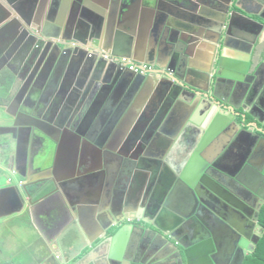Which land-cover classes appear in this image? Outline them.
<instances>
[{"label": "water", "instance_id": "95a60500", "mask_svg": "<svg viewBox=\"0 0 264 264\" xmlns=\"http://www.w3.org/2000/svg\"><path fill=\"white\" fill-rule=\"evenodd\" d=\"M110 1L111 0H85V5L98 14H104L105 8L108 7ZM141 1L144 5V10L142 9L141 13L135 10L134 17L131 19L132 21H126V14L124 15V20L127 22L125 23L126 26H124L123 23L119 26L115 23L112 25L110 33L105 34L103 33L105 31L102 25L103 30L99 31L100 28H98L99 35H93V39L95 40H90L96 48L102 51L103 54L105 53L107 58L104 57L103 54L98 56L100 52H93V56H90V54H88L89 52L81 47L79 56L75 57V61H73V55L70 56L68 60L70 68L74 63L77 65L75 74H71L73 79L70 81L72 91L75 93L74 97L79 99L77 105L79 108L77 110L78 112L75 110V116L73 110L76 106L72 104L74 108L68 109L66 114L64 111L61 112V117L58 116V119L52 123L44 122L45 120H42L41 117H36L37 112L29 107H27L26 111H20V114L30 117L33 121H43V124L48 126L51 130L59 128L60 130L57 131L58 133L59 131L66 133V137L63 136L62 140V142L65 141V143L61 144V146L68 143V141L71 144V146L68 144V148L73 156V166L70 168L72 172L68 175H64L61 179H56V181H48V185L43 180L35 181V179H32L30 181V175L44 177L46 172L55 171L56 168L54 167L59 155H61V158L63 157L62 147L58 149V157L53 164L54 166L49 168L51 159L49 156L50 149H48L47 144L48 133L37 124L30 123L26 126L18 125L15 122L13 128H28L25 129L28 132L26 140L28 156L24 164L25 173L21 174L16 167L19 147L17 138L13 133L0 135V223L9 218L14 222L19 219L25 223L26 215L29 214L27 205L44 201L47 197V186L48 197L54 193H64L68 203V210H70V213L72 212V218H77L74 214L76 210H87L99 206L100 204L96 201L83 198L78 192H74V195L72 193V191H77V188L90 187L91 184L88 185V180H92L99 171L92 169L84 176H81V178L79 175L75 174L76 163L79 162L77 161V159H79L78 156L81 152L84 154V150L81 152L79 150L80 147L85 144L90 149V152L102 153L110 148L114 151L117 146L113 148L105 143L103 139L95 142L93 141V136L101 131L102 138H105L110 133L112 127L125 123H137L136 129L132 132L131 137H134V141L141 140L135 146L132 143L127 146L129 150L134 148L135 154L137 155V157H133L132 161H130L133 179L135 180L137 175H142L145 167L149 170H145L147 176L149 173H154L153 175L156 177L159 170H162L164 174L168 173V164L172 166L173 170L175 169V175L172 176V180L169 177L159 179L158 183L160 185L161 182L163 183L161 185V196L156 193L157 189L156 191L154 189L153 194H150V191L152 192L151 186L147 185L145 188L143 183L141 184V190L140 188H134V184H132L133 187L125 189L121 204L125 206L124 212L126 216L121 223L124 221L130 222L136 220L128 216L129 211L135 212L139 207L144 208L151 204H155L153 221H148L143 218L140 220L152 226L157 231H160L164 236L166 235L165 237H171V233L166 232L162 228L159 220L163 218L166 224L169 222L173 223V221H177V223L178 221L183 222L190 217L188 214L191 212V208H188L190 210L188 213H182L181 210H183L185 206H177L178 204L174 202L175 199L172 198V193L178 188L182 190V195H191L194 199V204H196V199L199 201L202 200V204H205L204 199L201 198L200 200L201 196L198 192V188L201 186L209 192V194L207 192V197L213 200H220L223 198V200L221 199L223 204H226L230 211L240 215V217L244 219L246 214L245 209L242 207L239 208L236 205L239 204L238 202L246 204L244 200L240 199L238 195L232 192H228L227 197H224L220 195L218 191L213 190L215 191L213 192L209 189L211 186L209 181L213 180L211 176H216L213 169L216 167L213 164L214 162L210 159L213 156V151L209 154L210 151L208 147L210 143L221 134L232 136L236 132V129L251 137V143L243 160L244 163L241 162L239 168H237V170H239L238 173L234 172L231 174V177L239 181L240 184H243L241 182L245 179L247 173L252 170L250 162H247L249 157L256 153L264 155V130L257 129V127L253 129L252 126L250 127L246 126L245 123H239L234 112L236 109L235 106L231 105L232 111L228 114V111L231 110L229 109L230 104L227 105L218 96V93L221 91V84L224 82L222 78L223 75L220 71L227 49L236 47L244 53L251 54L252 45H255L257 42L255 39H258L260 31L264 30V23L258 21L252 13L245 11L239 5V0ZM8 3L10 4V2H7V4ZM161 4L164 5V7H162ZM202 6L210 8L214 11V14L204 15L202 10L204 8H202ZM155 13L158 16L156 23H143V21L137 23L138 15L144 20L145 17L148 18V16L151 19ZM17 14L19 16V13ZM257 16L264 21V17L260 15ZM14 19L19 22L12 11L3 4V0H0V30H6L8 26L14 22ZM54 28L55 26L48 27V30L51 31ZM45 34L44 32V37H52L53 35L56 36L58 33H52L53 35ZM252 37L254 38L253 40L251 39ZM15 39L16 35L12 33L8 35L7 41L4 44L6 49L15 44ZM138 41L143 43V46L141 50L139 48L136 49V55L138 57L136 58L133 57L132 52L134 42ZM102 43H105L106 47L103 46ZM59 45L57 43L55 44L57 47H59ZM108 49H111L112 52L108 51ZM171 51L174 52L177 57L175 65H177L180 71L179 74H177V79L168 80V77L163 78L162 86L159 89V99L153 101L152 104L145 107V109L143 105L147 102L149 95H143L142 90L146 89L148 86L150 80L149 76L131 71L129 68H122L114 62H110L112 65H109L106 71V78H104V80L102 79V74L106 68L105 64L106 62L108 63L111 57H125L127 59H132V61H143L146 65H151L158 63L165 53ZM194 55L196 56V60H193ZM197 61L200 62L196 64L195 62ZM190 69H200L204 74L209 76V88L207 90L200 89L201 94L197 95V90L186 81ZM109 70H111V73H109ZM116 72H118L120 76V81H116L115 84L109 88L105 86V89H109L108 92L112 94L108 99L106 96L102 98V100L104 99L105 108L102 109L97 121L93 126L90 124H80L82 118L79 117L78 119L76 117L79 116V112L84 104L88 103L87 99L91 100V98H93L92 96L94 94L96 95V90H94L95 82L97 80H102V83L110 82V76ZM256 75V73L252 76L247 75L250 77L249 81L247 80V87L249 86L248 89L250 93L254 90L252 81L255 80ZM205 95H208V97L206 98ZM41 96L42 91H38L31 96V99L37 103L40 101ZM203 99H206L207 102H202L204 101ZM260 99L261 96L256 103L257 105L260 103ZM247 105H249L248 100ZM198 106L200 107L198 111L202 112L203 115L205 114L207 118L206 122L211 120L212 128L209 129V131L207 130L201 139H195L194 143H189L184 152L182 151L184 145H176L175 138L184 126L192 128L194 127L193 125L197 123L194 111ZM155 107H160V111L158 110L155 118L153 117V120H150V117L147 116V112L145 113V111H151L153 114ZM243 110L246 114L244 115L245 122L247 116H250L254 120L256 126L259 123L264 127V110L259 113L261 115L252 113L247 110L245 106ZM141 113H143V115ZM60 119L64 120L62 124L59 122ZM106 124H109L107 129L105 128ZM143 133L145 135H143ZM38 139L40 140V148L35 153L30 152V150H32L31 148L37 146L35 141ZM50 140L53 141V138ZM72 144H75V146ZM261 145L262 150H259V146ZM118 147L120 148L121 146ZM108 152L105 154L108 155ZM144 164H146V166H143ZM47 165L48 169L46 168ZM209 168L212 169L211 172L207 174V169ZM14 171L15 178L10 181L9 176L13 175L12 172ZM261 174L264 175V168H262ZM19 178H23L29 183L20 184ZM146 179L147 177L144 178V182ZM217 184L220 186L219 183ZM180 190L179 192H181ZM71 195L73 197H71ZM107 196H109V194H105L106 198ZM77 197H79V199H75ZM263 204L264 200L261 205ZM101 207L103 208L102 204L100 205V209H102ZM6 208L10 210H6ZM184 210L187 211V208ZM201 210L204 212V209ZM5 212L9 215H5ZM214 216L217 215L213 213L210 219V225L208 224L210 226L211 236L205 243L209 248V252H206L201 258L205 260L204 262H206V264H218L220 249L217 239L226 234L224 226L221 227L222 224H225L229 227L228 229H230L231 232L236 234L234 246L236 245L242 248V252L240 256H238L236 264H244L247 256L254 252L257 243L263 236L264 228L258 224L259 212H257L254 217V224H249L250 227L247 226L248 222L246 220V228L249 231L252 226H256L259 231L253 240H248V232H243V230L238 228L232 221L230 222L227 218L217 216L218 220L215 219ZM218 221L222 224L218 223ZM119 223L120 221L107 227L102 236L97 237L96 240H91V244L87 249L94 251L97 247L108 245V247H110L111 260H118L124 262V264H130L129 261L125 262L123 260V253L131 235L132 225L127 224L121 227L114 235L107 236L109 228ZM0 225V227H3L2 224ZM17 229L22 230L20 235L17 234V236L28 238L30 234L28 228L23 229L18 226ZM12 235L16 237L15 234ZM239 236L245 237L240 239ZM98 241H100V243L97 246L95 244ZM44 249L45 248H43V250ZM184 255L187 264H191L187 251L184 252ZM201 258L200 261L198 259L199 263L201 262Z\"/></svg>", "mask_w": 264, "mask_h": 264}, {"label": "flooded vegetation", "instance_id": "af4514ba", "mask_svg": "<svg viewBox=\"0 0 264 264\" xmlns=\"http://www.w3.org/2000/svg\"><path fill=\"white\" fill-rule=\"evenodd\" d=\"M7 2H10V4H7ZM7 2L3 0V4L12 11L19 22L14 19V22L11 23L8 28L6 27V30H0V135L13 133L17 138L19 147L16 167L21 174L25 173L24 164L28 156L26 148L28 132L25 130L28 128H13L15 122L18 125L26 126L30 123L37 124L48 133L47 144L48 149H50L49 156L51 159L49 168L54 166L53 164L58 157V149L62 147L61 149H63V151H61L63 157L61 158V155H59L54 167L56 168L54 172H46L44 177H36L34 175H30L29 177L30 181L32 179H35V181L43 180L48 185V181H56V179H61L64 175H68L72 172L70 168L73 166V156L68 148V144L70 146L71 144L66 140L68 143L61 146V144L65 143V141L62 142L63 136L66 137L65 132L59 131L58 133L57 131L60 130L59 128L51 130L48 126L43 124V121H33L30 117L20 114V111H26L27 107H29L37 112L36 117H41V119L45 120L44 122L47 123L56 121L58 116L61 117V109L64 107V104L66 106L67 103L65 102V97L68 95L69 91H72L70 84L72 78L70 77L72 76L71 74H75L77 69L75 63L71 68L70 65H68L70 56L73 55V61H75V57L79 56L80 47L87 50L86 47L88 45L90 48L87 51L90 56H93V52H100L98 56H101L100 54H103L102 51L90 42V40H95L93 39V35H99V31L103 29L105 31H102L103 33L109 34L112 25L115 23L118 26L122 23L126 26V21H131V16L135 13V10L141 13L142 9L144 10V5L141 0H111L108 7L105 8L104 14H98L96 11L87 8L88 6L85 5V0H7ZM240 3H243V0H239V4ZM161 6L164 7L162 4ZM17 13H19V16ZM125 14L126 21L124 20ZM145 19H142L143 23L147 22ZM52 26H55V28L51 31L48 30V27ZM98 28H100L99 31ZM44 32L46 33L45 35H53L52 33L58 34L52 37H44ZM10 33L16 35L15 44L6 49L4 44ZM56 43L58 45L60 44L59 47L55 46ZM102 44L106 47L105 43ZM103 56L106 57L105 53ZM111 58L106 64L112 65L110 63L112 62ZM133 62L141 63L137 61ZM64 73L68 75L65 79L66 82L62 81ZM109 73H111V70H109ZM258 75H264V66L259 68ZM98 89V84H95L94 90ZM38 91H42V96L40 97V101L35 103L32 101L31 96ZM51 96H53L52 104L50 103ZM100 97L101 94L99 96L95 95L88 103L86 101V105H89V111L88 113L86 112L80 124H88L96 113H99L98 115L101 114L102 109L105 107L102 101L103 97ZM78 100L79 99L74 97V94L67 100L69 104L76 106L73 110L74 116L75 110L77 111L79 108L77 106L79 103ZM259 101L260 103L257 108L251 111L257 115H261L259 113L264 110V97ZM64 112L65 114L67 113L66 110ZM59 122L62 124L64 120L60 119ZM245 124L248 125V123ZM93 125L94 124L91 126ZM258 125L256 126L257 129L260 128ZM107 127H109V124L106 125V129ZM253 127L254 126H252V128ZM261 130H264V127ZM239 136L243 141L247 140L244 133H240ZM51 138H53V141L50 140ZM39 141V139L35 141L37 146L31 148L32 150H30V152L35 153L40 148ZM137 142L138 140L134 141V137H130L129 145L131 143L138 144ZM72 145L75 146V144ZM112 147L114 148V146ZM82 150H84V154L81 152ZM259 150H262V145L259 146ZM79 151L81 154L78 156L79 159H77L79 162L76 163L75 174L79 175L81 178V176H84L92 169L99 171L92 180H88V185L91 184L90 187L77 188V191H72V193L74 195V192H78L83 198L94 200L100 205H120L118 210V215L120 216L117 221H120V223L116 226H111L107 231V236L114 235L121 227L127 224L132 225L131 235L123 253V260L125 262L129 261L130 264H187L184 255V252L187 251L191 264H206V262H204L205 260L201 257L204 256L206 252H209V248L205 243L211 236L209 225L213 213L219 217L227 218L230 222L232 221L238 228L243 230V232L247 231L249 235V238H247L248 240L255 239L256 234L259 232L256 226H252L250 231L246 227H250L249 224L251 225V223L254 224V217L257 212H259L260 217V210L264 205H261L264 200V175L261 174L262 168H264L263 154L260 155L256 153L249 157L247 162H250L252 170H249L250 172L247 173L245 179L241 182L243 184H240L239 181L231 177L234 170L224 168V160H226L230 154H227V156L225 155L223 160L217 159L213 161L216 167L213 168L216 176H211L213 180L209 181L211 185L209 189L218 191L220 195L224 197H227L228 192H232L238 195L240 199L244 200L246 204L238 202L239 204L236 205L239 208L242 207L245 209V220L240 217V215L230 211L229 207L223 204V198H221L222 200H213L207 197L208 191L201 186L198 188V192L201 196L200 200L201 198L204 199L205 204H202V200L199 201L196 199V204L177 205L180 207L184 205V209L187 208V211L184 209L181 210L182 213H188L190 211L188 208H191V212L188 214L190 217L186 219V221H178V223L177 221H173V223L169 222L166 224L163 218L159 220L162 228L166 232L171 233V237H165L166 235L164 236L160 231H157L152 226L142 221L132 220L130 222L124 221L121 223L126 216L124 212L125 206L123 204H118L120 201V192L123 189L131 188L133 187L132 184H134V188H140L141 190V184L143 183L145 188L147 185L151 186L152 192L150 191V194H153L154 189L160 188L159 183L157 187L155 186L157 179L155 175H153L154 173H151L145 182V177L140 175H137L135 180L133 179L130 161H132L133 157H137V155L135 153L122 154L123 157L119 156L120 158H118L117 154H111V148L106 150V152L94 154L90 152V149L85 144L80 147ZM107 152L108 155L105 154ZM228 152L230 151L228 150ZM242 152L243 150L237 155L239 160L238 165L243 162L246 156V154L243 155ZM211 159H213V156ZM143 166H146V164ZM46 168L48 169V165ZM211 169L212 168L207 169V174L211 172ZM145 170L148 169L145 167ZM161 178L163 177L161 176ZM169 178L172 180V176ZM162 184L161 182V185ZM110 191L113 192L115 200H109L105 197V194L107 195V192ZM46 195L47 197L44 201L36 204H45L46 207H48L47 204H68L62 192L54 193L48 197V186ZM71 197L73 196L71 195ZM75 199H79V197ZM154 205L155 204H151L148 207H144L148 218L144 217L143 219L153 221V216L155 215ZM201 209H204V212ZM217 216H214L215 219H218ZM246 220L248 222L247 226ZM218 223L222 224L220 221H218ZM105 226L108 227L107 224ZM223 226L226 230V234H224L225 237L221 236L217 239L220 249L217 263L236 264L237 258L242 252V248L236 245L234 246L236 234L231 232V230L228 229L229 227L225 224L221 225V227ZM111 231H114V233L110 234ZM239 237L242 239L245 236ZM78 239L79 237L76 235L71 241V246L74 247L73 250H77L79 247ZM99 243L100 241L96 242L95 245L98 246ZM108 248L107 245H102L95 249L94 253L100 251L107 252ZM89 252L93 251L88 249L86 253ZM200 258L201 262L199 263ZM111 263L124 264V262L118 260L111 261Z\"/></svg>", "mask_w": 264, "mask_h": 264}, {"label": "crops", "instance_id": "0c3cea01", "mask_svg": "<svg viewBox=\"0 0 264 264\" xmlns=\"http://www.w3.org/2000/svg\"><path fill=\"white\" fill-rule=\"evenodd\" d=\"M239 5L248 13H252L258 21L264 23V21L257 16L260 15L264 17V0H243V3H240ZM202 8H204L202 9L204 15L214 14V11L210 8H206L205 6H202ZM133 15L131 16V19L134 17ZM145 18V20L147 21L146 23L152 22V24H154L156 23L158 16L155 13L151 19L149 16L148 18ZM141 21L142 18L140 15H138L137 23H140ZM251 39L253 40L254 38L252 37ZM255 40H257V42L255 43V45H252L251 54L244 53L236 47L227 49L225 59L220 71L223 75L222 78L224 82L221 86V91L218 93V96L224 101V103H226L227 105L230 104L229 109L231 110L228 111V114L230 113V111H232L231 105H234L236 109L235 111H233L237 116V121L239 123H248V125L246 126H254L253 129L256 127V124H254V120L250 116H247L246 122L244 121V115L246 114L244 113L243 107L245 106L247 110L252 111L254 110V108H257L258 105L256 103L259 97L261 96V99L262 97H264V75H258L259 68L264 66V30L260 31L259 38ZM142 46L143 43H140L139 41L134 42L132 52L133 57L138 58L136 55V49L139 48L141 50ZM89 48L90 46L88 45L86 49L88 50ZM108 51L112 52L111 49H108ZM193 60H196L195 55L193 57ZM176 61L177 57L175 53L171 51L169 53H165L160 58V61L158 63L150 65L155 68V72L150 75L147 74V76L150 77L149 84L146 89L142 90L143 95H149L147 98V102L143 105L144 109L148 105L152 104L153 101L159 99V89L162 86V80H164L163 78L168 77V80L177 79V74H179L180 71L177 68V65H175ZM199 62L200 61H197L195 63L197 64ZM141 63L145 62L142 61ZM105 65L106 68L104 70V73L102 74L103 80L109 67L108 64ZM255 73L257 75L255 76V80L252 81L255 91L253 90L250 93V90L248 89L249 86L247 87V80L249 81V76H252ZM67 77L68 75L64 73L62 81H65ZM119 77L120 76L118 75V72H116L110 76V82L102 83V80H97L95 84H98L99 89L96 90V95L99 96L101 94L103 98L106 96V98L108 99L112 93L108 92L109 89H105V86H107L108 88L113 86L116 81H120ZM70 78H72V76ZM186 81L191 86H193L195 90H197V95L201 94L200 89L207 90L209 88V76L204 74L200 69H190L186 77ZM72 94L75 93H73V91H69L68 95L65 97V102L67 103L66 106L64 104L61 112L65 110L67 111L70 108H74L67 101ZM92 97H95V94ZM205 97L207 98L208 95H205ZM203 100L204 101L202 102H207L206 99ZM247 100L249 105H247ZM50 101V103L52 104L53 96H51ZM87 101L89 102L90 99H87ZM102 101L104 102V99ZM88 106L89 105L84 104L83 108L79 112V116L76 118H83L86 112L88 113L89 111ZM199 106L196 107V110L194 111L197 125L194 124V127L192 128L184 126L175 138L176 145H184V147L182 148L183 150L181 149L184 152L189 143H194L195 139H201L204 136V133L212 128L211 120L206 122L207 118L205 114L203 115L202 112L198 111V108H200ZM159 108L160 107H155V111L153 112V114L151 111H145V113L147 112V116L150 117V120H153V117L155 118L156 112H158ZM98 114L99 113H96L88 124H94L99 117ZM141 114L143 115V113ZM136 124L137 123H125L119 124L120 126L117 125L115 127H112L110 129V133L105 138H102V132L100 131L97 135L93 136V141L98 142L99 140L103 139L105 143L111 146H117L116 149H114V151H112L111 153L114 155L117 154L118 158H120L119 156L123 157L122 154H134L135 149L133 148L129 150L127 146H129V139L132 132L136 129ZM258 126L261 129L263 128L262 124H259ZM240 133L241 132L236 129V132L232 136L221 134L214 141H212V143H210L208 147L210 151L209 154H211V151H213V159L210 158L212 161L217 159L223 160L225 155L227 156V154H230L229 157L224 160V168L234 170V172L236 173L239 172V170H237V168H239V160L237 155L242 150L243 155L246 154L251 143L250 136H247L245 134L247 140L243 141V139H241L240 137L241 135L239 136ZM143 135L145 134L143 133ZM140 141L138 140L137 143H139ZM118 146L121 147L119 148ZM228 150L230 152H228ZM92 153L97 154L98 152L92 151ZM176 153L178 154L177 151ZM174 170L170 164H168L167 168L168 173L164 174L162 170H159L156 174L157 181L155 183V186L157 187L158 181L161 176L170 177L175 175ZM12 173L13 175L11 176V178H14L15 171ZM150 174L151 173H149L148 176H150ZM140 176L148 177L145 170ZM19 179L20 181L24 182L23 184L29 183L23 178ZM159 187L160 188H157V191L155 189V191L156 193H158V195L161 196L162 187L161 185ZM179 190L180 189L177 188L174 193H172V198L175 199L174 202L176 204L187 205L194 203V199L191 195L184 196L182 195V190H180L181 192H179ZM124 191L125 189L120 192L121 195L119 196L120 201L118 202V204H121ZM107 194H109V196H107L109 200H115L112 191L107 192ZM47 205L48 207H46L45 204H28L27 208H29V214L26 215V220L24 219L25 223L19 219L14 222L10 220V218L0 223L3 225V227H0V264H112L111 261L114 260H111L110 258V247L108 248L107 252H86L88 251V246L91 244V240H96L97 237L102 236L104 230L107 229V227L105 226L106 224L109 227L111 223L114 224L119 220L118 217L120 215H118V210L120 205L118 206L116 204H105L102 205V209H100L99 205L87 210H76L74 214L77 216V218H72V212L70 213V210H68V204ZM6 210L10 209L6 208ZM6 212L5 215L7 214ZM128 216L130 218H135L137 221H141V218L147 217L146 209L139 208L135 212L129 211ZM18 226L23 229L28 228L30 233L28 238L24 236H17V234L20 235V232L22 231L17 229ZM12 234H15L16 237H14ZM76 235L79 237V247L77 248V250H73L74 247L71 246V241L74 239V237H76ZM43 248L45 249L43 250Z\"/></svg>", "mask_w": 264, "mask_h": 264}, {"label": "trees", "instance_id": "16d2710c", "mask_svg": "<svg viewBox=\"0 0 264 264\" xmlns=\"http://www.w3.org/2000/svg\"><path fill=\"white\" fill-rule=\"evenodd\" d=\"M259 224L264 228V205L260 210ZM113 233L114 231H111V234ZM244 264H264V232L263 236L257 243L254 252L247 256Z\"/></svg>", "mask_w": 264, "mask_h": 264}, {"label": "built area", "instance_id": "2783aa9c", "mask_svg": "<svg viewBox=\"0 0 264 264\" xmlns=\"http://www.w3.org/2000/svg\"><path fill=\"white\" fill-rule=\"evenodd\" d=\"M111 61L117 64L118 66L122 68H129L131 71L142 73V74H153L155 72V68L150 65H146L144 63H136L131 61L130 59H127L125 57H113L111 58ZM11 181V179H10Z\"/></svg>", "mask_w": 264, "mask_h": 264}, {"label": "clouds", "instance_id": "9594fccd", "mask_svg": "<svg viewBox=\"0 0 264 264\" xmlns=\"http://www.w3.org/2000/svg\"><path fill=\"white\" fill-rule=\"evenodd\" d=\"M15 178V177H14ZM14 178H9V180L11 179V181L14 179ZM20 180V179H19ZM20 184H23V182L22 181H20Z\"/></svg>", "mask_w": 264, "mask_h": 264}, {"label": "rangeland", "instance_id": "374dc122", "mask_svg": "<svg viewBox=\"0 0 264 264\" xmlns=\"http://www.w3.org/2000/svg\"><path fill=\"white\" fill-rule=\"evenodd\" d=\"M12 175H10L9 177H11Z\"/></svg>", "mask_w": 264, "mask_h": 264}]
</instances>
